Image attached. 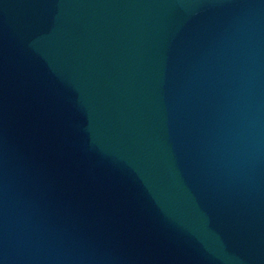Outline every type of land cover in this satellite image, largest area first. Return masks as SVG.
Listing matches in <instances>:
<instances>
[{"label": "water", "instance_id": "obj_1", "mask_svg": "<svg viewBox=\"0 0 264 264\" xmlns=\"http://www.w3.org/2000/svg\"><path fill=\"white\" fill-rule=\"evenodd\" d=\"M0 264H264V0H0Z\"/></svg>", "mask_w": 264, "mask_h": 264}]
</instances>
